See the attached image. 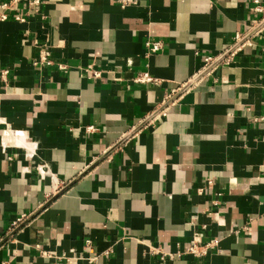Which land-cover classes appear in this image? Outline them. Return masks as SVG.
Masks as SVG:
<instances>
[{
    "label": "crops",
    "instance_id": "crops-1",
    "mask_svg": "<svg viewBox=\"0 0 264 264\" xmlns=\"http://www.w3.org/2000/svg\"><path fill=\"white\" fill-rule=\"evenodd\" d=\"M136 1L40 0L0 21V241L23 223L0 264H264V16L251 0ZM144 69L158 81L135 82ZM194 237L220 242L161 257Z\"/></svg>",
    "mask_w": 264,
    "mask_h": 264
},
{
    "label": "built area",
    "instance_id": "built-area-1",
    "mask_svg": "<svg viewBox=\"0 0 264 264\" xmlns=\"http://www.w3.org/2000/svg\"><path fill=\"white\" fill-rule=\"evenodd\" d=\"M22 1H25V3H24L25 5L23 8L20 7V4ZM119 3L123 6V5L128 4V3L136 4L137 1L136 0H119ZM39 4H40V0H0V21L12 19V20L19 21V22H26L28 17L32 14V12H35L37 10V6ZM250 9L252 11H254L255 13H259L260 15L264 16V7L262 5L261 0H251ZM253 22L255 24H257L259 22V19H255ZM262 27H263V25L260 28H258L257 31H261ZM234 39H235V41L240 39L239 34H236ZM36 46L38 48V53H37L36 59L34 61V64L38 63L41 65L42 64L51 65L52 59L50 58V48L46 45H43V44H36ZM146 47L148 50L146 55H149L150 53H154L157 50H160L162 47V44L160 41H147ZM263 54H264V47H263ZM204 60H205L206 64H209L213 59L211 56H207ZM58 67L64 68V66H62V65H59ZM84 71L92 77H99V75H100V71L92 69L90 67L86 68ZM5 73H6V71L2 72V74H1L2 77H4ZM133 80L135 82H140V83L157 82L158 81V79L154 78L148 72L147 69L140 71L133 78ZM253 120L254 121H264V114L254 116ZM87 129L93 130V126H88ZM7 131H9V134L12 137V139H16V136H22L23 140H25V142H26V145L21 146V148H24V150L26 151L27 154L30 155V157L35 156V147L32 145V142L30 141V139L28 138V136L26 134L21 133L19 130L5 129V130H3V133H2L3 137ZM3 137H2V140H3ZM4 142H6V141H4ZM15 146H17V145H15ZM33 167H34L36 173L41 178L49 177L52 184H55V185L58 184V180L55 177V174H53L49 170V168L47 167V165L45 163L36 162ZM40 169H44L46 173L44 175H40L39 174L41 171ZM23 170H24V172H26L27 168H23ZM214 183H215L214 178H212V177L204 178V180L202 181V184L196 189L197 193L201 194L205 190H210V191L214 190ZM214 194H215V197L212 199L211 203L212 204H218V197L217 196L219 195V193L215 192ZM25 217H26V214H24V213L20 214V216H18L16 218V220L13 222V224L16 225V224L22 222ZM219 242H220V238H218V237H212L209 240L204 241V242H201L199 240V238L194 237L184 252L178 251L176 254L162 253L161 257L162 258H164L166 256L173 257L174 255H181L183 253L191 254L195 257L206 256L210 252L217 250ZM87 243H89V240H87ZM41 253L43 256L52 257L51 256L52 252H50L49 250H43ZM97 257L98 256H94V257L92 256L90 258V260H95V259H97Z\"/></svg>",
    "mask_w": 264,
    "mask_h": 264
},
{
    "label": "water",
    "instance_id": "water-1",
    "mask_svg": "<svg viewBox=\"0 0 264 264\" xmlns=\"http://www.w3.org/2000/svg\"><path fill=\"white\" fill-rule=\"evenodd\" d=\"M263 24H264V19L262 20V23H261V25L258 26V28H259L260 26H262ZM256 29H257V28H255V29H253V30L255 31ZM239 43H241L240 40L234 44V48H235L236 44H239ZM232 49H233V48L226 50V52H224V54H222L219 58H217V59L215 60L214 65L217 64L218 62H220L222 59H224L225 56L228 55V54L232 51ZM193 79H195V78H192V80H189V82H187L186 84H184L185 86H183V87H187L188 85H190V84L193 82ZM147 120H149V119L147 118V119L143 120V122H141L138 126H135V127L133 128V130H132L129 134L127 133V134H125V135L123 136L122 140H124L126 137H128L129 135H131L133 132H135L140 126L144 125V124L147 122ZM122 140H120V142H121ZM120 142H118L115 146H117ZM104 155H105V154H104ZM104 155H103V156H104ZM103 156H102V157H103ZM102 157H100V158H102ZM100 158L97 159V161H99ZM97 161H96V162H97ZM84 172H85V171H84ZM84 172L80 173V175L84 174ZM68 185H69V184L63 186L60 190H58V192H57L56 194L53 195V198H54L56 195L62 193V192L67 188ZM22 225H23V223H21L20 225H18L17 227H15V228L12 230V232H10V234L6 235V236L0 241V243H2V242L5 241L6 239H8L10 236H12V234H14V233L16 232V230H19V229L22 227Z\"/></svg>",
    "mask_w": 264,
    "mask_h": 264
},
{
    "label": "bare ground",
    "instance_id": "bare-ground-1",
    "mask_svg": "<svg viewBox=\"0 0 264 264\" xmlns=\"http://www.w3.org/2000/svg\"><path fill=\"white\" fill-rule=\"evenodd\" d=\"M24 145H26V142H25V144ZM41 171H40V175H44L46 172H45V170L44 169H40Z\"/></svg>",
    "mask_w": 264,
    "mask_h": 264
}]
</instances>
